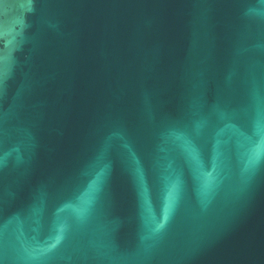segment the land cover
<instances>
[{"label":"water","instance_id":"1","mask_svg":"<svg viewBox=\"0 0 264 264\" xmlns=\"http://www.w3.org/2000/svg\"><path fill=\"white\" fill-rule=\"evenodd\" d=\"M0 264H264V0H0Z\"/></svg>","mask_w":264,"mask_h":264}]
</instances>
